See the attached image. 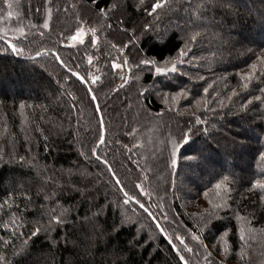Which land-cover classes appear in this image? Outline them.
I'll return each instance as SVG.
<instances>
[{
	"label": "trees",
	"instance_id": "trees-1",
	"mask_svg": "<svg viewBox=\"0 0 264 264\" xmlns=\"http://www.w3.org/2000/svg\"><path fill=\"white\" fill-rule=\"evenodd\" d=\"M262 185L264 0H0V264H264Z\"/></svg>",
	"mask_w": 264,
	"mask_h": 264
},
{
	"label": "rangeland",
	"instance_id": "rangeland-1",
	"mask_svg": "<svg viewBox=\"0 0 264 264\" xmlns=\"http://www.w3.org/2000/svg\"><path fill=\"white\" fill-rule=\"evenodd\" d=\"M237 6L241 10H245V11L247 10L246 9L247 5L243 1L242 2L237 1ZM49 15H51V10L49 8H47L46 16L44 17L45 23L48 21ZM89 33H90V31L88 29L80 27V28L76 29L70 36H68L67 43L69 45L80 44V43L84 42V40L89 35ZM73 37H75V39H73ZM171 66L172 65L166 66L163 64V65L158 66V67L154 66V69L157 73H162V72H165L167 70H170ZM2 86L5 87V90H6V88L9 87V85H7L6 83H4V85L2 84ZM42 89H43L42 87H40V89H38L36 86L35 87L32 86L31 88L24 89V93L25 94H29V93H33V92L38 93ZM135 111H136V112H134L135 115L140 112L139 109H136ZM134 117H135V119L138 118L136 116H134ZM162 121L163 120H161L160 118L158 120L152 119L150 121V123L147 125L149 130H148V132H145L147 134L145 135L146 137H144V139L146 140L145 145H146V142L152 143V141H150V140L153 139L152 144H154V146L151 147V149L145 146V152H146L145 154H147V156L149 158V161H148L149 165L152 163V166H151L152 172H154V174L159 175V178H163V176L166 175V173L168 171L167 167H170V172H172V169L175 168V166L177 164L180 146L184 145L188 141V138L186 136H184V138L179 143H177V142L173 141L171 138V137L175 138L174 134L173 135L170 134L171 135V136H169L170 139H168V141H167L164 134L161 133L163 130L167 129L168 127L169 128L171 126L176 127V124L180 123V118H177V119L171 118V119L166 120L165 122H162ZM183 124L188 127L189 123L184 122ZM154 126H156L159 130L156 131V129H154V131H153ZM160 130H162V131L159 133ZM185 132L186 131H184V133ZM154 140H157V142H154ZM209 165H210V163L208 161H205V160L201 163V169L202 168L205 169V171L207 172L206 173L207 177L211 175ZM153 166H155V169L153 168ZM190 179L194 180V178H190ZM193 238H195V237H193ZM189 247H188V249H189Z\"/></svg>",
	"mask_w": 264,
	"mask_h": 264
},
{
	"label": "water",
	"instance_id": "water-1",
	"mask_svg": "<svg viewBox=\"0 0 264 264\" xmlns=\"http://www.w3.org/2000/svg\"><path fill=\"white\" fill-rule=\"evenodd\" d=\"M5 43H7V41H5V40H3ZM8 44V47L10 48V49H12L13 50V46L12 45H10L9 43H7ZM39 55H40V53H37V54H35V55H33V56H31V57H28L29 59H36V58H38L39 57ZM57 62H58V64L59 65H61V62H60V60L57 58ZM72 74V73H71ZM90 95H91V98H92V100H93V95L91 94V92H90ZM93 102H94V106H95V109H96V111H97V108H98V105H97V103H96V101L95 100H93ZM97 114H98V118H99V122H100V125H101V137H103V140H104V127H103V123H102V119H101V115H100V112L99 111H97ZM101 137H100V139H101ZM101 143H100V140H99V142H98V146L100 145ZM114 181H115V183L117 184V185H119V183H118V181L114 178ZM132 202L135 204V205H137L142 211H144L148 216H151L150 215V213H149V211L147 210V209H145L144 207H142V205L139 203V202H137L136 200H134V199H132ZM152 222L154 223V225H155V227H156V229L158 230V232L160 233V235L164 238V240L167 242V244L171 247V249L173 250V252L174 253H177V249H176V247H175V245L172 243V241L165 235V233L163 232V230H162V228L160 227V225L157 223V221H155V219H153L152 218ZM185 264V263H184Z\"/></svg>",
	"mask_w": 264,
	"mask_h": 264
},
{
	"label": "snow or ice",
	"instance_id": "snow-or-ice-1",
	"mask_svg": "<svg viewBox=\"0 0 264 264\" xmlns=\"http://www.w3.org/2000/svg\"><path fill=\"white\" fill-rule=\"evenodd\" d=\"M162 7V4L160 3V2H157V3H155L154 5H153V8L154 9H156V8H161ZM44 27H47V24H45L44 25ZM73 39H75V37H73ZM13 51H16V49L15 48H13ZM173 71L175 70V67H173V69H172ZM74 75H75V73H74ZM93 100H95V97H93ZM97 111H99V108H97ZM100 143L102 144V143H104V140H103V137H101V139H100ZM98 159H99V157H97ZM261 187H264V185H262ZM128 201H125V203H127ZM143 207V206H142ZM59 222V221H58ZM181 243H183V241H181ZM189 251H190V249H189ZM181 259H183V257H181Z\"/></svg>",
	"mask_w": 264,
	"mask_h": 264
}]
</instances>
